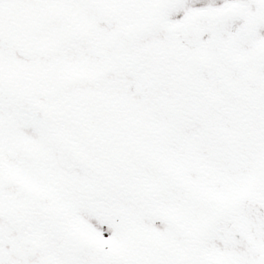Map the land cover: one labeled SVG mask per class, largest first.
Wrapping results in <instances>:
<instances>
[{
    "label": "snow or ice",
    "instance_id": "6c2138e0",
    "mask_svg": "<svg viewBox=\"0 0 264 264\" xmlns=\"http://www.w3.org/2000/svg\"><path fill=\"white\" fill-rule=\"evenodd\" d=\"M0 264H264V0H0Z\"/></svg>",
    "mask_w": 264,
    "mask_h": 264
}]
</instances>
